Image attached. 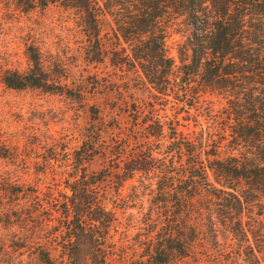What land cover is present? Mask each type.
Returning a JSON list of instances; mask_svg holds the SVG:
<instances>
[{"label":"trees","instance_id":"16d2710c","mask_svg":"<svg viewBox=\"0 0 264 264\" xmlns=\"http://www.w3.org/2000/svg\"><path fill=\"white\" fill-rule=\"evenodd\" d=\"M14 1L24 11L58 6L73 12L83 38V71L107 64L127 80L128 90L141 91L151 101L109 108L129 120L123 138L115 132L120 127L104 124L100 111L88 107L83 140L67 158L64 191L45 200L57 216L38 215L36 228L46 230L45 222H55L47 233L55 246H38L36 261L108 264L115 255L111 231L117 221L115 207L108 204L135 180L139 185L132 194L150 197L145 214L150 219L130 264H197L195 251L202 241L224 253L234 245L246 264H263L264 0ZM170 36L180 38L177 60L167 51ZM27 56L25 72L1 75L6 87L37 89L80 104L86 93L102 87L85 81L88 92L69 88L64 68L46 66L31 46ZM204 94L224 102L220 111L207 109L214 131L205 141L179 132L180 121H187L180 110L160 115L169 103L159 104L161 96L196 104ZM95 159L105 168L89 173ZM109 182L112 194L103 189ZM33 195L27 197L33 200Z\"/></svg>","mask_w":264,"mask_h":264},{"label":"rangeland","instance_id":"374dc122","mask_svg":"<svg viewBox=\"0 0 264 264\" xmlns=\"http://www.w3.org/2000/svg\"><path fill=\"white\" fill-rule=\"evenodd\" d=\"M179 40L178 36H170L166 41L168 54L174 60H177ZM82 42L73 12L58 6L24 11L14 0H0V264H39L35 259L37 247L51 250L55 246L47 234L55 222H45L49 224L46 230L36 228L38 215L57 216L45 200L51 195L55 198L58 190L64 191L62 183L69 172L67 158L83 140L89 124L88 107L100 111L104 124L120 127L121 131L115 132L123 138L129 120L121 111L111 113L109 108L124 110L123 103L131 100L151 102L143 92L128 90L127 80L107 64L83 71ZM30 46L42 54L46 66L57 64L65 69L69 88H85L88 92L85 81L102 87L97 92L86 93L82 104L37 89L6 87L1 75L5 71L25 72L30 65L27 56ZM157 102L163 105L169 102L160 115L172 116L174 110H180V116H187V121H180L179 132L191 139L201 136L203 141L214 131L207 118L208 107L216 112L224 105L221 99L209 94L201 96L196 104L194 101L174 103L171 96H161ZM103 137L104 141L109 140L108 135ZM105 165L95 159L87 170L98 172ZM138 185L135 180L126 182L121 196L108 204L109 209L115 207L117 218L111 231L115 255L108 264H130L138 257L140 244L147 236L146 220L150 217L146 218L145 214L150 197L141 192L134 196L133 186ZM112 186L109 182L103 189L112 194ZM16 190L20 191L19 195H12ZM30 194H34L33 200L27 197ZM39 200H43L42 204ZM21 246L27 248L18 249ZM221 248L202 241L195 251L197 264H246L238 256L236 246L226 248L225 253Z\"/></svg>","mask_w":264,"mask_h":264}]
</instances>
